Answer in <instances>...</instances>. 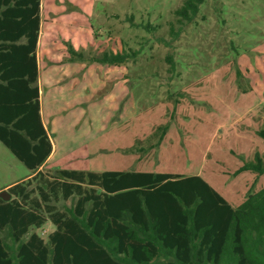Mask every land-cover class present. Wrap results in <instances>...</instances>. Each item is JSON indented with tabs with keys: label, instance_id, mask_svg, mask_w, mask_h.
I'll return each instance as SVG.
<instances>
[{
	"label": "rangeland",
	"instance_id": "374dc122",
	"mask_svg": "<svg viewBox=\"0 0 264 264\" xmlns=\"http://www.w3.org/2000/svg\"><path fill=\"white\" fill-rule=\"evenodd\" d=\"M40 2L37 86L56 146L44 175L78 169L83 158L96 171L200 176L232 207L264 187L262 175L237 173L264 154V0H205L184 25L174 16L183 0ZM132 51L116 65L99 61ZM30 176L0 142V192L20 203L10 188ZM32 199L42 202L37 192ZM75 201L52 205L62 211ZM49 222L22 240L45 242Z\"/></svg>",
	"mask_w": 264,
	"mask_h": 264
},
{
	"label": "trees",
	"instance_id": "16d2710c",
	"mask_svg": "<svg viewBox=\"0 0 264 264\" xmlns=\"http://www.w3.org/2000/svg\"><path fill=\"white\" fill-rule=\"evenodd\" d=\"M204 2L183 0L174 11L178 23H192ZM39 9L40 0H0V142L34 174L25 186L10 188L20 203L0 199V233L10 240L0 236V264H264V187L232 207L200 176L37 173L52 149L37 86ZM170 34L178 35L172 24ZM136 55L99 61L116 65ZM257 135L264 141V130ZM243 171L264 177V154L237 173ZM35 192L43 204L32 199ZM71 197L74 206L58 211L52 205ZM47 221L54 229L45 242L36 234L22 240Z\"/></svg>",
	"mask_w": 264,
	"mask_h": 264
},
{
	"label": "crops",
	"instance_id": "0c3cea01",
	"mask_svg": "<svg viewBox=\"0 0 264 264\" xmlns=\"http://www.w3.org/2000/svg\"><path fill=\"white\" fill-rule=\"evenodd\" d=\"M41 14V2H40V9H39V18H40V15ZM41 25H42V21H41V18H40V26H39V33H38V40H37V45H36V59H37V69H39V66H38V50H39V47H40V44H41V37H42V33H41ZM26 43V39H25V37L24 38H22L20 41H19V44H25ZM37 82H38V78H37ZM38 91H39V102H40V90H39V88H38ZM40 118H41V122H42V125H43V127H44V129H45V131H46V133H47V135H48V138H49V140H50V143H51V146H52V149H51V153H50V155H49V157L47 158V160L42 164V166L41 167H39L38 168V170H37V173L38 172H41V173H43L44 171L43 170H45V169H47L48 168V166H47V164L49 163L48 161H50L51 160V158H53L54 157V155H55V153H56V146H54V144H53V142H52V140L50 139V134L48 133V130H47V128H46V125H45V123H44V120H43V116H42V111H41V104H40ZM82 159V160H81ZM81 161V162H80ZM76 162H77V167H78V169H66V168H61L60 166L59 167H52V169H55V171H62V170H66V171H83V172H104V171H96V170H90V168H87L86 167V165H85V161L83 160V158H77V160H76ZM80 164H81V166H80ZM47 166V167H46ZM50 168V167H49ZM51 169V168H50ZM54 171V172H55ZM36 174V173H35ZM34 176V174L33 175H31L30 177H28L27 179H30V178H32ZM26 179V180H27ZM4 189H7L8 190V187H5ZM71 198H74V197H71ZM61 200V199H60ZM60 201H58V202H53L52 204H54V203H59ZM55 207V206H54ZM50 223V222H49ZM52 224V223H51ZM53 229H54V226H53Z\"/></svg>",
	"mask_w": 264,
	"mask_h": 264
},
{
	"label": "water",
	"instance_id": "95a60500",
	"mask_svg": "<svg viewBox=\"0 0 264 264\" xmlns=\"http://www.w3.org/2000/svg\"><path fill=\"white\" fill-rule=\"evenodd\" d=\"M0 199L4 202H8L11 199V195L5 190L0 192Z\"/></svg>",
	"mask_w": 264,
	"mask_h": 264
}]
</instances>
